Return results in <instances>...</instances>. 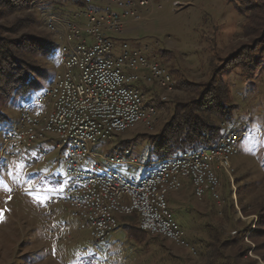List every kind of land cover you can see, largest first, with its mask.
<instances>
[{
    "label": "rangeland",
    "instance_id": "obj_1",
    "mask_svg": "<svg viewBox=\"0 0 264 264\" xmlns=\"http://www.w3.org/2000/svg\"><path fill=\"white\" fill-rule=\"evenodd\" d=\"M152 1L151 15L124 25L122 39L169 70L173 89L147 87L141 80L134 83L154 97V122L150 127L140 123L112 141L98 140L92 149L106 155L113 147L130 148L141 165L115 167L142 178L156 169L161 158L148 151L150 144L145 138L162 129L175 114L176 105L182 110L191 102L187 107L193 110V118L201 117L195 102L204 88L213 86L212 81L226 86L230 115L218 119L217 125L226 122L229 128L242 127L247 135L230 156V173L215 162L220 201L208 192L197 198L190 178H184L183 186L166 196L195 253L160 234L141 232L135 213H116L120 227L108 239L96 243L89 230L78 229L77 219H70L64 205L48 209L45 200L63 189L64 180L60 178L65 175V154L58 159V151L49 147L45 156L32 150L29 161L20 156L0 161V264H209L210 244L222 245L213 261L264 264V167L260 166L264 164V44L249 57L257 36L252 34L256 22L249 21L258 16L251 7L254 0ZM53 9L70 13L77 7L73 0H33L19 10L2 6L0 33L16 41L25 34L54 40L40 17L41 12ZM141 14L146 15L144 8ZM22 56L38 68L35 78L40 87L23 96L12 95L5 102L0 100V147L2 131L14 122L20 106L45 110L38 99L61 65L59 49L47 59L25 53ZM161 96L167 100L162 101ZM99 160L104 162L102 157ZM85 165L91 167V162Z\"/></svg>",
    "mask_w": 264,
    "mask_h": 264
},
{
    "label": "built area",
    "instance_id": "obj_2",
    "mask_svg": "<svg viewBox=\"0 0 264 264\" xmlns=\"http://www.w3.org/2000/svg\"><path fill=\"white\" fill-rule=\"evenodd\" d=\"M83 2L66 16L41 12L45 29L59 40L61 65L38 99L45 110L20 106L14 122L4 127L0 161L18 156L29 161L32 150L45 156L49 147L58 151V159L64 153V186L46 198L48 209L64 205L70 219H77L78 229L89 230L96 243L120 227L116 213H135L142 231L160 234L195 253L166 196L190 178L197 198L208 192L220 201L215 162L230 173V156L247 131L221 123V131H227L216 142L160 159L154 171L139 179L115 167L141 165L130 148L113 147L106 155L94 151L98 140L112 141L140 123L150 127L154 122V97L134 83L141 80L147 87L171 91L174 79L162 64L122 39L124 25L151 15L152 0ZM87 161L91 167H86Z\"/></svg>",
    "mask_w": 264,
    "mask_h": 264
},
{
    "label": "trees",
    "instance_id": "obj_3",
    "mask_svg": "<svg viewBox=\"0 0 264 264\" xmlns=\"http://www.w3.org/2000/svg\"><path fill=\"white\" fill-rule=\"evenodd\" d=\"M31 1L33 0H0V8L3 6V8L5 7L9 10L10 7H15L19 10L22 9V7H28ZM73 5L80 8L84 6V2L83 0H73ZM251 7H253L255 11H258V16L256 18L252 16L249 20L251 22L253 19V22H256L252 34L257 35L253 40L256 44L252 46V50L248 52L249 57L254 54L258 46L263 47L262 44H264V42L259 39L260 37L264 38V0H254V2L251 3ZM63 9L61 12L53 9L50 13L55 12L60 16L69 14L67 12L65 13ZM57 49L58 45L56 41L47 36L40 37L25 34L23 39L16 41L15 39L5 38L0 33L1 102L9 100L12 95L23 96L27 93H31V91L35 92L39 90L40 83H38L35 78L38 75L36 72H39L38 68L35 69L33 62L31 63L30 60L23 58L22 54L25 53L34 58L39 55L47 59L52 56ZM257 51L259 52L260 49ZM212 83H214L213 86L204 88V92L200 94L198 97L199 99L195 102L198 104L195 109L201 113L199 114L201 117L197 115V117L194 116L193 118V110L188 108L189 106L191 107V102H187L188 104L185 105L182 110L179 108V105H176L174 110L175 114H172L173 117L170 118L167 123L163 124L162 129L158 133L151 137H143L150 144L148 151L161 157L157 160L170 157V155L181 153L185 150H197L198 148L206 147L208 144L217 141L221 131V126L217 125V121L218 119H225L230 115V111L228 110L231 105L229 106L226 102L228 98L226 86L219 81H212ZM223 107L224 110L222 109ZM210 112H212V116ZM202 113H204L205 116H202ZM149 162L152 161H148L147 163ZM260 166L264 167V164ZM263 221L264 220H262V222ZM218 248L222 249V245L219 247L218 245L210 244L209 254L210 262H212L209 264H227L224 259L220 261H216L215 259L213 261L217 255L215 251H217Z\"/></svg>",
    "mask_w": 264,
    "mask_h": 264
},
{
    "label": "snow or ice",
    "instance_id": "obj_4",
    "mask_svg": "<svg viewBox=\"0 0 264 264\" xmlns=\"http://www.w3.org/2000/svg\"><path fill=\"white\" fill-rule=\"evenodd\" d=\"M2 218H3V212L0 211V219H2Z\"/></svg>",
    "mask_w": 264,
    "mask_h": 264
},
{
    "label": "crops",
    "instance_id": "obj_5",
    "mask_svg": "<svg viewBox=\"0 0 264 264\" xmlns=\"http://www.w3.org/2000/svg\"><path fill=\"white\" fill-rule=\"evenodd\" d=\"M188 182V181H187Z\"/></svg>",
    "mask_w": 264,
    "mask_h": 264
}]
</instances>
